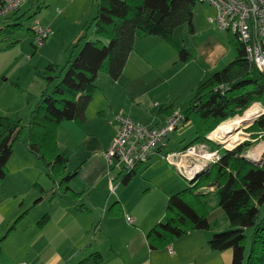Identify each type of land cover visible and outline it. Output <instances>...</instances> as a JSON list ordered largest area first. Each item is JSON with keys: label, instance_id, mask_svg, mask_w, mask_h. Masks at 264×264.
<instances>
[{"label": "crops", "instance_id": "0c3cea01", "mask_svg": "<svg viewBox=\"0 0 264 264\" xmlns=\"http://www.w3.org/2000/svg\"><path fill=\"white\" fill-rule=\"evenodd\" d=\"M40 1L47 2L29 0L15 16L24 17L34 9L40 10ZM55 12L57 15L61 14L60 9ZM194 17L195 15L191 34L194 40L186 46L190 55L186 64L197 65L202 69L203 76L216 71L224 62L226 64L233 58V52L227 39L229 33L223 36L219 33L223 30L218 28L214 32L198 29ZM13 19L10 17L0 21V35H5L0 39L1 42L10 40L14 28L11 33L3 28L15 22ZM55 21L57 18L50 24ZM41 24L50 29L49 23ZM46 43L44 41L42 45L35 46L32 39L35 48L43 47ZM163 43L158 37L137 38L119 79H109L97 86L86 108L83 123L79 125L66 121L58 126L57 146L59 153L67 159L66 173H71L80 166L78 174L67 183L68 189L77 194V197L63 193L58 182L52 183L47 174V183L38 179L35 181L33 172L40 175L43 166L39 162H33L26 147L16 145L13 148L6 163L7 175L0 183V264H77L92 253L102 256L100 264L231 263V250L212 252L207 246L209 238L227 226L224 212L215 205L212 193L209 196L211 209L207 215L208 223L214 226L212 229L189 232L156 249L148 246L146 234L156 223L164 221L168 197L187 187L171 171L176 172V166L167 161V165L163 162H151L150 159L155 154L164 159L165 153L180 148L169 150L166 146L163 154L161 153L165 149L155 151L150 156V162L140 168L143 169L140 175H135L139 165L126 184L121 182L124 172L119 169L115 174L113 169L116 166L108 164L104 157V152L116 132L114 117L117 113L128 116L132 121L135 119V122L154 127L162 124L175 108H179L174 106L168 111L160 108L152 111L148 108L147 100L153 94L149 90L150 85L146 83L149 78L145 73L149 64L157 56H161L154 49L164 47ZM7 49L0 47V51ZM129 64L130 69L136 73V76L130 75L131 81L127 79L128 74L125 75ZM201 80L203 79L200 77ZM131 84L140 89L136 100H143L137 105L146 110L149 119L142 118L137 121L139 117L131 109L135 105L129 104L124 97L127 90L132 92ZM6 91L14 92L11 86H4L0 82V116L20 118L26 113V97L14 92L16 98L4 99ZM178 110L182 111L181 108ZM260 142L264 141L255 145ZM263 154L261 150L258 156L249 155L246 159L259 163ZM188 160H181L180 163L189 164ZM12 162H16V169L9 167ZM177 172L179 173L178 169ZM14 173L23 177L18 176L26 184V189L18 187L19 179L11 180ZM135 181L137 184H134ZM36 184L41 191L36 188ZM111 187L115 188L113 192ZM31 200L33 202L30 204ZM44 215L46 221L38 223ZM126 218L132 219L133 224H128ZM15 221L14 228L9 230ZM167 247L171 248V254Z\"/></svg>", "mask_w": 264, "mask_h": 264}, {"label": "trees", "instance_id": "16d2710c", "mask_svg": "<svg viewBox=\"0 0 264 264\" xmlns=\"http://www.w3.org/2000/svg\"><path fill=\"white\" fill-rule=\"evenodd\" d=\"M197 1L97 0L90 20L95 39L85 42L74 58L69 57L59 75L54 76L58 72L55 65L44 69L42 77L48 87L55 79L60 78V81L53 85L51 93L48 88L41 93L39 101L30 107L28 124L0 116V183L7 175L6 163L14 144L26 131L25 147L46 169L50 181L58 182L63 193L77 197L67 183L78 174L80 166L66 173L67 159L57 146L58 126L66 121L83 123L86 108L97 89L98 74L105 73L111 81H117L137 38L158 37L176 48L181 62H188L189 53L174 43L173 34L181 26L193 31V10ZM15 15L11 16L14 21ZM13 23L3 30L20 27ZM227 39L233 60L195 87L194 96L183 111L184 124L193 119L194 138L177 150L182 152L191 145L205 144L219 152V159L200 171L195 179L187 180L186 188L168 197L164 221L147 232L146 240L150 248L156 249L189 232L212 229L207 221L212 193L215 205L224 212L227 228L209 238V250H231L230 264H264V215L261 217L259 210L264 205V154L259 163L244 158L251 146L264 141V114L245 129L249 139L232 149H224L207 138L221 123L242 116L254 104L264 110V75L248 62L244 45L234 34H228ZM161 109L168 111L172 107ZM133 171L124 173L123 184L130 181ZM35 186L41 191L37 184ZM45 221L46 215L38 223ZM101 262L102 256L92 253L77 264Z\"/></svg>", "mask_w": 264, "mask_h": 264}, {"label": "rangeland", "instance_id": "374dc122", "mask_svg": "<svg viewBox=\"0 0 264 264\" xmlns=\"http://www.w3.org/2000/svg\"><path fill=\"white\" fill-rule=\"evenodd\" d=\"M45 1L47 2L40 1V10L34 9L31 12L26 13L24 17L23 15L15 16L17 18L15 19L14 23H18L20 27H17L14 30L13 34L10 35V40H7L5 42L0 41V47L4 49L9 48L7 50L0 51V82L4 84V86H11V88H13L16 94L20 93V95L25 96L28 101V104L26 106V113L23 116H20V118L17 119H9L13 121H21L23 125L28 124L30 107L32 105H35L39 101L41 93H43L47 88L48 92L51 93L54 87L53 85L60 81V78H57L53 81V84L48 87L46 80H44V78L42 77L43 71H45L44 69L48 65H55L58 72L54 76L59 75V71L64 68L69 57L74 58L80 51L83 44H85V42L92 41L95 39L93 33L94 26L90 23V20L91 17L95 14L97 0ZM56 9H60L61 14L57 15V13L55 12ZM193 15H195L194 21L198 29H201L203 31L209 29L211 32L218 31L217 27L214 24L211 25L207 22L208 18L215 17V10L213 9V7L209 6L204 2L197 1L194 6ZM56 18L57 21H55L54 23L52 22L50 24V22ZM34 21L45 24L46 22L49 23L51 35L48 37L49 39L47 38L49 40L47 43V39L44 40L46 44H44L43 47L35 48L32 45V33L30 30L28 31L27 28L31 27V24ZM12 31L13 30L10 29L8 33H11ZM219 33L223 36L227 35V32L224 31H220ZM191 34L192 32H190V30L186 26L180 27L175 31V35H173V41L179 47L187 51L189 43L194 40L193 38H191ZM3 36L5 35H0V39ZM77 44L78 46L76 47ZM163 44H165L164 47L154 49V51L156 53L161 54V56H157L154 59L155 61L149 64L145 73L146 76L149 78L146 83L150 85L149 90H151V94H153L147 100L149 103L148 108L149 110L157 111L167 106H176L182 109V111H180L181 114H183L182 112L186 109V106L189 104L190 100L194 96V90L200 81V77L205 80L212 73L223 69L228 63L233 60V58H230L228 62H226V64H224V62L222 65H220L216 71L201 76L203 72L202 69H200L195 64H186L187 62H181L179 60L176 48L166 42H164ZM12 46H14V48ZM128 68H131L130 64ZM129 69L127 70L125 75L128 74L127 79L128 81H131L130 75L136 76V73L132 69ZM64 72L65 70L61 72V77L63 76ZM106 81H109L108 76L105 73L100 72L96 80V85H102V83ZM5 83L7 85H5ZM128 84L130 83H127V85ZM130 87L132 89V92L127 90V93L124 94V97L127 99L129 104L135 105L131 106V109L134 111V114L139 117L137 121H141L142 118L143 120L149 119V117H147L148 115L146 110L140 105H137L143 100H136L137 94H140L141 92L140 89L134 84H131ZM14 92L6 91L3 95L4 99L16 98ZM154 103H156V105ZM253 106H258L260 110L259 113L261 111H264L259 104H254ZM179 108H175V110ZM259 113L255 114L252 119L244 122L243 125L251 123L258 116ZM243 115L227 120L221 124L227 125L229 121L234 119H240L241 117H243ZM126 117L129 118L128 116ZM192 120H190L182 127L174 131V133L170 136L169 142L167 144V149L174 150L176 148H182L194 138ZM134 121L136 120L134 119ZM238 135L241 139L235 141L232 140L231 137L225 139L226 134H224L223 141H217L209 137L208 138L212 141L219 142L218 144H220L222 148L229 149L232 148L235 143L249 139V134L246 133L243 129L239 131ZM25 139L26 131H23V133L20 135L19 140L15 142L14 147L16 145L25 147ZM228 143L230 144L227 145ZM261 150L264 152V142H260L258 145L251 146L244 153V156H258ZM165 151L166 149L163 150L161 154H163ZM206 151H215L218 155H220L217 150H210L207 147ZM29 156L31 157L33 162H37L33 155L30 154ZM150 161L163 162L165 165H167L166 160L162 159L158 154L152 156ZM189 161L191 160L189 159L188 162ZM142 166L143 164L140 165L138 169H136L135 175H137V177L143 170L140 169L142 168ZM9 167H12V169H16V162H12ZM119 169L120 167H116L113 169L115 174ZM43 170H45V172ZM171 171L174 175L178 176L182 182H184L185 187L188 186L187 179H185L184 176L180 174V172L178 173L177 169L176 172H174L173 170ZM33 174L36 176L35 181L36 179H38L41 182L43 181V183L48 182L47 177L45 176L47 174L45 168L42 169V173L40 175L37 172H33ZM18 176L20 178H23L19 174L14 173L12 174L11 180L16 181L17 179H19V181H17L18 187L22 190L26 189V184L23 182L22 179L18 178ZM117 180L119 181L120 178H117ZM134 184H137L136 181ZM32 202L33 200H31L30 204ZM259 210L260 215L262 217L264 215V205L260 206ZM226 228L227 226L219 230V232L223 231ZM246 233L248 235L250 233V230Z\"/></svg>", "mask_w": 264, "mask_h": 264}, {"label": "built area", "instance_id": "2783aa9c", "mask_svg": "<svg viewBox=\"0 0 264 264\" xmlns=\"http://www.w3.org/2000/svg\"><path fill=\"white\" fill-rule=\"evenodd\" d=\"M29 0H2L0 3V21L18 14ZM215 10V17L207 22L218 29L234 34L244 45L246 59L264 75V0H199ZM33 44L40 46L51 34L50 29L34 21L31 25ZM116 132L110 145L104 152L108 164H114L124 173L149 161L150 156L159 149H165L167 139L175 130L184 124V115L174 110L162 124L149 127L132 121L122 113L114 117ZM205 144H195L182 152L169 151L163 158L187 180L193 179L200 171L219 159L215 152L206 151ZM208 148V147H207ZM208 150V149H207ZM189 164L180 163L188 160ZM115 188L111 187L112 192ZM128 224H133L132 219ZM168 253L171 248L167 247Z\"/></svg>", "mask_w": 264, "mask_h": 264}, {"label": "bare ground", "instance_id": "6f19581e", "mask_svg": "<svg viewBox=\"0 0 264 264\" xmlns=\"http://www.w3.org/2000/svg\"><path fill=\"white\" fill-rule=\"evenodd\" d=\"M247 111V112H246ZM245 111V114L240 119H234L231 120L226 124L219 125L208 137L217 140V141H223L224 140V134H227L229 132H233L236 130L241 124H244L247 120H250L254 117L255 114L259 113L258 106H253ZM239 133V131H238ZM238 133L232 134L230 136L232 140H239L241 139ZM228 142V141H225ZM228 143L227 145H229ZM253 159V158H252ZM254 160V159H253Z\"/></svg>", "mask_w": 264, "mask_h": 264}, {"label": "water", "instance_id": "95a60500", "mask_svg": "<svg viewBox=\"0 0 264 264\" xmlns=\"http://www.w3.org/2000/svg\"><path fill=\"white\" fill-rule=\"evenodd\" d=\"M243 114H244V113H243ZM262 114H264V111H261V112L258 114L257 117L261 116ZM257 117H256V118H257ZM256 118H255L251 123L246 124V125L241 124V125H240L236 130H234L233 132H229V133H227L226 136H225V139H227L228 137L232 136V134H235L236 132L240 131L241 129L245 130L246 128H248L251 124L254 123V121L256 120ZM207 138H208V137H207ZM208 139H209V138H208ZM242 141H243V140H242ZM242 141L235 143V144L232 146V148H234L235 146H237L238 144H240ZM218 143H219V142H217V144H218ZM232 148H230V149H232ZM246 157L248 158V156L245 155L244 158L246 159ZM262 158H263V156H262ZM260 161H261V160H260ZM196 176H197V174L194 176L193 179H195Z\"/></svg>", "mask_w": 264, "mask_h": 264}]
</instances>
